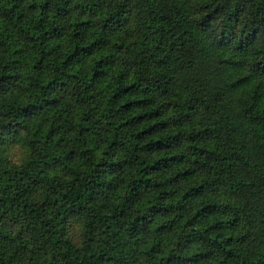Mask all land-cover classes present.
I'll return each mask as SVG.
<instances>
[{
  "label": "trees",
  "instance_id": "1",
  "mask_svg": "<svg viewBox=\"0 0 264 264\" xmlns=\"http://www.w3.org/2000/svg\"><path fill=\"white\" fill-rule=\"evenodd\" d=\"M0 264H264V0H0Z\"/></svg>",
  "mask_w": 264,
  "mask_h": 264
},
{
  "label": "rangeland",
  "instance_id": "2",
  "mask_svg": "<svg viewBox=\"0 0 264 264\" xmlns=\"http://www.w3.org/2000/svg\"><path fill=\"white\" fill-rule=\"evenodd\" d=\"M21 156V150L18 148H14L11 152V157L13 160L18 161Z\"/></svg>",
  "mask_w": 264,
  "mask_h": 264
}]
</instances>
